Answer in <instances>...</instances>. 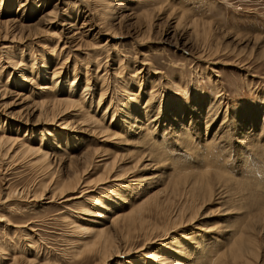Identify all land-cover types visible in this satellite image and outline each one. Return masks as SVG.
<instances>
[{
    "label": "rangeland",
    "instance_id": "1",
    "mask_svg": "<svg viewBox=\"0 0 264 264\" xmlns=\"http://www.w3.org/2000/svg\"><path fill=\"white\" fill-rule=\"evenodd\" d=\"M53 63L75 100L56 117ZM0 65V264H241L243 235L264 264L243 234L264 207V0H0Z\"/></svg>",
    "mask_w": 264,
    "mask_h": 264
},
{
    "label": "bare ground",
    "instance_id": "2",
    "mask_svg": "<svg viewBox=\"0 0 264 264\" xmlns=\"http://www.w3.org/2000/svg\"><path fill=\"white\" fill-rule=\"evenodd\" d=\"M8 9V8H7ZM12 10V9H11ZM42 11H40L39 13H41ZM8 15V14H7ZM48 15H50V10H49V12H48ZM14 17V16H13ZM16 17V16H15ZM17 18V17H16ZM71 17L70 16H68V18L66 19V20H64L65 22L64 23H66V26L65 25H61L62 26V28H71V31H72V34L69 36V37H67V38H71V39H73V41H74V44H76V40L78 41V46H83V44H84V46H86V44H87V38H88V36H90L91 35V33H92V31H91V28H89V26H90V24L88 25L87 23V21H85L86 20V18L82 21V23H81V25L80 26H76L77 25V23H76V25H74L75 24V17L74 18H72L73 20H71L70 19ZM15 21V19L13 18V19H11L10 18V20H8V21ZM8 21L7 20H5V22H3V24L5 25L6 24V22L8 23ZM13 21V22H14ZM18 21V20H17ZM16 22V21H15ZM19 22V21H18ZM21 22V21H20ZM63 23V22H62ZM9 25V24H8ZM11 25V24H10ZM25 25V24H24ZM15 26V25H14ZM19 26H20V28H23V27H25V26H22L21 25V23L19 24ZM28 26V25H27ZM17 27V26H16ZM86 27H88L87 29H86ZM19 27H18V29H20ZM207 30V29H206ZM22 34V33H21ZM94 35V34H93ZM85 36V38H82V37H84ZM60 37V36H59ZM82 39H84L83 41H81ZM73 41H71V42H73ZM89 43V42H88ZM78 46H77V48H78ZM88 46V45H87ZM72 51V50H71ZM59 53V52H58ZM10 64L12 65V66H15V65H17V61H15V62H10ZM23 65V64H22ZM57 65V66H56ZM120 65V64H119ZM118 65V68L117 69H115V73H117L118 71L120 72L121 71V69H120V66ZM60 66H62V65H60V64H58V63H56V64H48L47 65V68H49V73H48V75L50 76L49 77V79H50V86H46V87H44L45 89H49L50 88V97H48V100L49 101H40L39 103H37L38 104V106H39V109H40V112L41 113H43L42 111H50V114L53 116V117H56V112L57 111H59V110H62V112H64L65 110H68V108H70V107H72L73 106V102H75V100L73 99V97H72V95H74V94H72L71 95V91H68L67 93H68V95H67V98H65V100L63 99V98H60V96L59 97H56L57 95V93H58V89H57V84H58V79H59V76H60V73H61V71H62V67L60 68ZM21 69V68H20ZM119 69V70H118ZM2 70V65H0V72H2L1 71ZM135 71H136V69H135ZM134 71V72H135ZM160 72V71H159ZM130 74V73H129ZM77 76H73V80H71V81H69L70 82V86L68 87V89L69 90H72L73 89V84L76 82L75 80L77 79L76 78ZM36 78V77H35ZM88 81H89V79L85 76V79H84V82H85V85H84V87H83V91L79 94V101L82 103V104H84V102L86 101V98H88V100H89V103H90V106L92 105V103H93V99H94V95L95 94H98V98L96 99L98 102H97V107H99L100 106V103H102V102H104L105 101V99H103V97H104V95H105V93H106V91H107V88L105 87V88H99V90L97 91V92H90V93H83V92H86V90L88 89V87L90 86V84L88 83ZM6 84V83H5ZM68 84V83H67ZM42 86V85H41ZM0 87H2L1 85H0ZM43 88V87H42ZM73 91V90H72ZM51 92H53V93H51ZM56 95V96H55ZM221 95H222V93H220L219 92V94H216L215 95V98L214 99H212V101H211V103L208 105V107H207V109H206V116H205V121H206V127H210V126H213L214 124H215V119H214V115L216 116L217 114H218V110H219V107H218V105H219V101L221 100ZM63 96V95H62ZM61 96V97H62ZM132 96V95H131ZM156 96H158V97H160V92H155V91H153V86L151 87V91H150V95L148 96V99H147V101H146V103H145V105L143 106V108H142V111H137V113L138 114H141V116L142 115H144L145 114V112L147 111V109L146 108H148L149 107V101H151V99H152V97H156ZM27 96H25L24 98H26ZM59 98V99H58ZM87 102H85V104H86ZM198 101H195V104L198 106ZM148 105V106H147ZM159 105V104H158ZM189 105V104H188ZM89 106V107H90ZM191 106L192 105H190V106H186V107H184L183 106V104H179V111H177V110H175L177 113L178 112H182V114H184V115H188V112L190 113L191 112V116L192 117H195L194 115H195V113L194 112H192V111H190V109L189 108H191ZM97 107H95V108H97ZM160 107H157V112H160V109H159ZM195 108V107H194ZM199 109H201L200 107H199ZM127 110V109H126ZM105 111V110H104ZM130 111V110H129ZM148 112V111H147ZM147 112H146V114H147ZM46 113V112H45ZM44 113V115H46ZM126 113H128V112H126ZM154 113H155V110H154ZM181 114V113H180ZM51 115H50V119H51ZM126 117H127V114L125 115ZM146 116H148V115H146ZM158 116V115H157ZM190 116V117H191ZM128 117H130V116H128ZM127 117V118H128ZM99 118H100V122H101V120L102 119H104V114L102 113L100 116H99ZM147 118V117H146ZM155 118V117H154ZM153 118V119H154ZM198 118V117H197ZM152 119V120H153ZM182 119H183V116H182ZM195 119H196V117H195ZM52 120V119H51ZM228 120V119H227ZM226 120V121H227ZM53 121V120H52ZM51 121V122H52ZM184 121V120H183ZM187 121V120H186ZM196 122H198V120H195ZM225 121V118H224V115H223V118H222V120H221V123L219 124L220 126H222V128L220 129V128H218V130H217V128H216V133H220V136H224V135H222V133H221V130L222 129H225V128H227L229 125H228V122H226ZM45 122V121H44ZM63 122V121H62ZM158 122V121H157ZM263 122H264V117H263ZM61 124V123H60ZM128 124V123H127ZM191 124V123H190ZM66 125V124H65ZM128 125H130V124H128ZM146 126V125H145ZM153 126V125H152ZM182 126V125H181ZM141 127V126H140ZM140 127H139V129H140ZM188 127V126H187ZM187 127H186V129H187ZM14 128V127H13ZM178 128V127H177ZM182 128V127H181ZM184 129V128H183ZM178 130H180V129H178ZM12 131L14 132L15 130L14 129H12ZM223 132H225V131H223ZM12 133V132H11ZM163 134V133H162ZM175 134H177V133H175ZM178 134H180V133H178ZM224 134V133H223ZM260 134V133H259ZM206 135V134H205ZM213 135V134H212ZM9 136V135H8ZM19 136V135H18ZM171 136V135H170ZM5 137V136H4ZM15 137V136H14ZM177 137V136H176ZM1 138V137H0ZM12 138V137H11ZM7 139V138H6ZM6 139H4L3 138V140L5 141ZM212 139H214V137L212 138ZM219 139V138H218ZM10 140V139H9ZM12 140L14 141V139H11L10 141L11 142H9L8 141V139H7V141L9 142V143H12ZM161 140V139H160ZM215 140V139H214ZM223 140V139H222ZM6 141V142H7ZM17 141V140H16ZM162 141V140H161ZM221 141V140H220ZM3 142V141H2ZM7 142V143H8ZM154 142V141H153ZM164 142V141H163ZM211 142V141H210ZM215 142H216V140H215ZM5 143V142H4ZM6 143V144H7ZM170 143V142H169ZM10 145H12V144H10ZM17 145H19V144H17ZM21 145V144H20ZM19 145V146H20ZM22 145H24V144H22ZM20 146V147H22L23 149H25L24 151H27L26 150V148L25 147H28V146ZM158 145V144H157ZM163 146H164V144H162ZM213 145V144H212ZM160 146H161V144H160ZM9 147V146H8ZM166 147V146H165ZM160 148V147H159ZM163 148V147H162ZM171 148H173V147H171ZM22 150V149H21ZM32 150V149H31ZM31 150H29V151H31ZM37 149H35V151H36ZM34 151V152H35ZM152 151V150H151ZM151 151H149L150 153H148L147 152V157L148 156H150V154L152 155V153H151ZM22 152H23V150H22ZM140 152H142V151H140ZM154 152V151H153ZM157 151L155 150V152L154 153H156ZM162 152V151H161ZM166 152V151H165ZM25 153V152H24ZM130 153V152H129ZM137 153V152H136ZM143 153V152H142ZM163 153V152H162ZM132 154V153H131ZM138 154V153H137ZM47 155V154H46ZM140 155H142V154H140ZM144 155V154H143ZM146 155H145V157H146ZM153 155H155V154H153ZM152 155V156H153ZM42 156V155H41ZM138 156V155H137ZM45 157V156H44ZM121 157V156H120ZM143 157V156H142ZM146 157V158H147ZM155 157H157V155H155ZM138 158V157H137ZM150 158V157H149ZM105 159V158H104ZM103 159V160H104ZM115 159V158H114ZM140 158H138L137 159V163H140V162H138V160H139ZM142 160L144 159V158H141ZM159 159V158H158ZM158 159H157V161H158ZM155 160H156V158H155ZM107 161V160H106ZM105 161V162H106ZM114 161V160H113ZM140 161V160H139ZM145 161V160H144ZM147 161H148V159H147ZM102 161H100V163H101ZM115 162V161H114ZM113 162V163H114ZM163 162V161H162ZM113 163H111V166L113 165ZM106 165H108L107 163H105ZM149 164V163H148ZM155 164V163H154ZM109 165H110V163H109ZM146 165V164H145ZM108 167V166H107ZM113 167V166H112ZM111 167V168H112ZM207 183H208V181H207ZM208 184H210V187H208L207 188V193H208V196H211L212 195V186H211V183H208ZM23 191V190H22ZM57 191H59V189H57ZM18 192H20V191H18ZM57 193V192H56ZM56 193H54V195L56 194ZM61 193V192H60ZM21 194V193H20ZM36 195V194H35ZM62 195V194H61ZM52 196H53V194H52ZM259 196V195H258ZM261 199V198H260ZM259 200V199H258ZM260 207V206H259ZM255 211V210H254ZM259 212H258V216H255V218H253V219H250V220H248L249 221V224H248V229H246L244 232H243V234L244 233H246V231H248V232H250L251 233V236L252 237H254V235L257 233V234H259V233H262V232H264V226H263V221H264V207H262V208H260L259 210H258ZM263 215H262V214ZM248 215V214H247ZM117 216V215H116ZM118 216H119V214H118ZM117 216V217H118ZM253 217V216H252ZM261 219H262V222H260L261 221ZM100 230V229H99ZM98 230V231H99ZM248 234V233H247ZM249 235V234H248ZM264 236V235H263ZM108 240V239H107ZM251 240V239H250ZM246 241V239H244V235L242 236V239H241V241H240V244H239V246L237 247V249H236V251L233 253V255H236V260H238L237 258V256H240V257H242L243 258V260H242V263L241 264H249V262L251 261L250 260V258H249V256L247 255V253H250V254H252L253 256H254V258H255V260L256 259H258L259 258V253H258V251L257 250H254V249H252L251 247H253L254 245H253V241L255 242V239H253V240H251V241ZM105 243H106V241H104ZM255 244V243H254ZM255 247H256V245H255ZM254 248V247H253ZM206 249V248H205ZM257 249V248H256ZM115 251V250H114ZM6 257V256H5ZM7 259V258H6ZM18 260H19V258H18ZM28 260V259H27ZM27 260H26V262H27ZM231 260H235L234 258L233 259H231ZM240 260H241V258H240ZM229 261V260H228ZM239 261V260H238ZM232 262V261H231ZM241 262V261H240ZM24 263V262H23ZM28 263V262H27ZM226 263V262H225ZM30 264V263H29ZM235 264V263H234ZM240 264V263H239Z\"/></svg>",
    "mask_w": 264,
    "mask_h": 264
}]
</instances>
